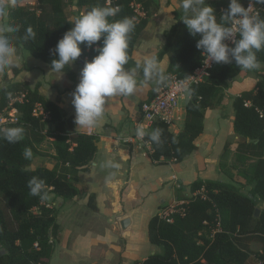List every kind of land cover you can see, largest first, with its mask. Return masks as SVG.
<instances>
[{"label": "trees", "instance_id": "1", "mask_svg": "<svg viewBox=\"0 0 264 264\" xmlns=\"http://www.w3.org/2000/svg\"><path fill=\"white\" fill-rule=\"evenodd\" d=\"M7 15L8 23L19 28L14 35L17 48L29 51L34 57L51 66L50 53L64 33L74 26L73 20L93 6H105L108 0H37L36 5H22ZM140 3L145 16L140 15L132 2ZM219 19L228 9L229 0H208ZM244 7L248 0H241ZM112 6L121 11L114 19L125 16L137 21L131 34L128 67L133 66L137 43L144 35L150 17L158 10L154 0H112ZM264 15V6H258ZM177 22L166 32V43L162 52L169 56L168 73L187 77L203 59L202 50L196 47L199 35L193 37L181 20L182 12L175 13ZM31 25L37 33L35 40L23 39L25 28ZM239 37H237L238 39ZM81 45L80 64L97 53L94 48ZM264 66V50L257 53ZM72 75L70 67L64 70ZM232 64H215L210 77L194 85V95L186 106V119L178 134L169 129V124L155 121L148 131L157 127L163 130L162 143L152 144V158L156 162H182L197 150L196 140L204 132L205 111L216 108L220 90L230 79L249 73ZM152 91L149 97H153ZM14 105L19 110L18 122L8 124L23 126L25 137L10 144L0 140V264H48L54 252L53 239L60 226L56 221V200L73 199L79 188L60 173L59 166L88 169L98 153L94 135L75 130L73 117L66 118L64 110L53 100L32 88L28 82L9 81L0 85V113L6 109L12 97H20ZM143 103V102H142ZM142 106V104H141ZM234 133L237 146L234 150L235 163L221 169L228 179H199L191 183L190 191L196 193L205 189L180 206L172 214L173 222H167L158 214L148 223V237L160 249L142 261L133 264H245L249 257L250 243H261V249L254 255L264 264V208L255 216L258 203L264 204V82L259 80L252 89L240 92L233 99ZM142 112V109H141ZM143 115V113H142ZM142 117V116H141ZM51 138L55 150L56 164L53 167H31L38 155V145ZM25 147L33 151V159L23 156ZM228 150V151H227ZM230 152L229 143L222 158ZM229 168V169H228ZM234 174L245 181L234 179ZM45 180L47 198L31 196L27 186L32 176ZM250 186L247 193L241 187ZM47 205H50L47 206Z\"/></svg>", "mask_w": 264, "mask_h": 264}, {"label": "crops", "instance_id": "2", "mask_svg": "<svg viewBox=\"0 0 264 264\" xmlns=\"http://www.w3.org/2000/svg\"><path fill=\"white\" fill-rule=\"evenodd\" d=\"M154 2L158 10L150 17L144 35L137 43L134 61L155 53L167 69L170 59L162 52V48L166 43V32L177 22L175 13L183 11L182 0ZM21 4L36 5L37 0H23ZM0 23H8L7 16ZM17 49L21 67L0 72L4 74L1 75L4 78L0 85L9 81H25L32 88L37 86L42 94L64 110L66 118H74L71 93L79 82L82 69L80 58L70 67L73 74L69 75L66 72H52L49 64L36 62L28 51ZM255 71L264 78V66ZM262 79L249 72L229 80L218 94L216 108H209L204 113L205 128L196 140L197 150L180 163L156 162L152 158V144H129L121 140L135 132L142 118L141 104L153 91L151 85L137 97L113 98L97 127L86 130L76 125V131L94 135L98 139V153L94 160L97 165L106 159H115L121 167L109 181L106 179L109 170L93 167L94 162L88 169L59 166L60 173L67 175L80 193L73 199H57L58 206L70 202L75 209L69 214V223L64 220L59 209L55 213L60 229L53 239L52 258L60 253L63 258H74L73 264H113L110 259L120 257L116 264H133L160 251L148 237L150 219L164 206L183 201L181 193L185 192V186L194 181L223 179L224 173L220 166L222 152L229 143L230 151L234 154L237 146L233 99L240 92L252 89ZM245 81L248 83L243 85ZM189 100L181 101L175 111L174 122L169 126L175 134L184 128ZM52 153L54 155L55 151ZM121 156L125 158L121 159ZM54 165L49 163L46 166ZM115 216H118V222L113 220L111 223ZM125 218H129L131 223L124 230L119 226ZM119 231L121 234L116 235L115 232ZM66 251L72 253L62 255Z\"/></svg>", "mask_w": 264, "mask_h": 264}, {"label": "clouds", "instance_id": "3", "mask_svg": "<svg viewBox=\"0 0 264 264\" xmlns=\"http://www.w3.org/2000/svg\"><path fill=\"white\" fill-rule=\"evenodd\" d=\"M264 0H248L244 7L241 0H229L228 9L219 19L214 8L206 0H182V21L189 33L199 35L196 47L202 50L206 66L215 64H232L243 70H260L262 65L257 53L264 50ZM18 7V0H0V20L11 10ZM121 11L112 6L111 0L105 6H93L78 18L70 20L74 26L64 33L50 53L56 58L51 61V71L64 73L81 56L82 48H92L101 41L94 51L97 53L91 60H86L80 70L79 82L71 93V103L75 109L74 123L79 129H93L104 118L109 102L117 97H137L151 85L159 91L172 79L165 65L157 54L144 55L128 67L130 60L129 46L131 34L136 27L134 17L125 16L114 19ZM175 23V22H174ZM19 28L12 23H0V72L9 68L21 67L14 35ZM237 36L239 37L237 39ZM36 31L31 25L24 30L25 41L35 40ZM180 87L191 97L195 89L187 81ZM135 135L145 137L157 146L162 143L163 130L159 127L148 131L138 125ZM25 137L23 126L0 127V140L10 144L22 141ZM23 156L33 159V151L25 147ZM121 156V159H124ZM93 167L109 170L106 177L111 180L121 164L115 159H106ZM27 186L31 196L47 198L45 180L32 176Z\"/></svg>", "mask_w": 264, "mask_h": 264}, {"label": "built area", "instance_id": "4", "mask_svg": "<svg viewBox=\"0 0 264 264\" xmlns=\"http://www.w3.org/2000/svg\"><path fill=\"white\" fill-rule=\"evenodd\" d=\"M112 3V0H111ZM132 7L142 16H145V11L140 3L132 2ZM238 37V36H237ZM213 67V63L211 66H206L204 63V57L200 64L195 68L193 73L187 77H181L177 73L170 74L172 79L168 82V85L162 87L159 91H156L153 97L147 98L143 101L141 109H142V118L137 123L138 125H143L147 130L151 128L155 121H163L168 123L169 125L174 122L175 111L178 109L179 104L183 100H189L191 97H188L180 87V85L187 81L193 87L194 85H198L203 83L210 77L211 68ZM24 94L20 97H12L9 105L4 109L3 112L0 113V127L7 126L8 124L18 122L19 120V110L14 105V102L19 99L22 100ZM260 115L263 116L264 113L261 111ZM122 141L129 144H151L149 141L144 139H139L136 137L135 132L132 135L125 136L121 138ZM153 151V149H152ZM205 189H201L198 192L194 193V196L197 194H203ZM184 203V201L177 202L176 204L168 205L165 209H162L158 215L161 219L166 220L167 222H173L172 214L176 211H179L180 206ZM50 207V205H47ZM41 264V263H39Z\"/></svg>", "mask_w": 264, "mask_h": 264}, {"label": "rangeland", "instance_id": "5", "mask_svg": "<svg viewBox=\"0 0 264 264\" xmlns=\"http://www.w3.org/2000/svg\"><path fill=\"white\" fill-rule=\"evenodd\" d=\"M207 1L208 0H206V2ZM22 5H24V4H22ZM28 53L30 54L29 51H28ZM30 55L33 56L32 54H30ZM34 58H35V60H37L36 62H39V63L43 62V61H41L40 59H38L36 57H34ZM257 72L258 71L252 70V71H250V74L253 75V76H255V77L258 76V77H260L262 79L263 76H261V74H259ZM1 75L4 76V74H2V73L0 74V84L3 82V78H4L3 76L1 78ZM262 81L264 82V78L262 79ZM247 83L248 82L245 81L243 83V85H246ZM226 145H225V147H226ZM38 150H39V153L35 157V159L33 160V163L31 165V167L46 166L49 163H51V164L52 163H55L56 164V159L54 158V155L52 153V152L55 151L54 150V147H53L52 139H46L41 145L38 146ZM232 150H233V148H232ZM223 153L224 152H222V154ZM221 161H222V163H225V166H228V165L229 166H232V165H234L235 158H234L233 151L226 152V154L224 155V157L223 158L221 157ZM234 176H235L234 179L236 181H239V182H242V181L244 182L245 181L241 176H239L237 174H234ZM223 179L224 180H227L228 177L227 176H224ZM189 186L190 185L185 186V192L181 193V198L183 199L184 202H185V200H187V199H189V198H191V197L194 196V193H192L189 190L190 189ZM241 189H242V193H247L249 191V189H250V186H247L245 188L243 186V187H241ZM258 207L260 209L261 208H264V204L263 203H258ZM55 208H56V211L59 209V212L64 217V220H66L67 223H69V219H68L69 218V214H70L71 210H74L75 209V207L73 205H71L70 202L69 203H66L65 206H61L60 207V206H58V201L56 200ZM165 208H166V206H164L163 208H161V210L162 209H165ZM117 219H118V216H115L114 218L111 219V223L113 222V220H114L115 223L118 222ZM82 221H84V220H82ZM119 227H122V226H119ZM139 232H141V228H139ZM115 234L116 235H119V234H121V231H119V233L118 232H115ZM260 249H261V243L260 242H257V241L251 242L250 243V250H251V252L249 253V257L247 258L245 264H261L259 262V260L256 258V256L254 255V252L259 251ZM71 253L72 252H70V251H66L64 254H62V253L61 254L66 256V255H69ZM119 258L120 257H114V258H111L110 260L112 261L113 264H116L117 261L119 260ZM74 261L75 260L72 257L71 258H68V257H64L63 258L60 255V253H57L55 255V257H53V258L51 257L49 259V263L48 264H73ZM81 264H85V263H81Z\"/></svg>", "mask_w": 264, "mask_h": 264}, {"label": "water", "instance_id": "6", "mask_svg": "<svg viewBox=\"0 0 264 264\" xmlns=\"http://www.w3.org/2000/svg\"><path fill=\"white\" fill-rule=\"evenodd\" d=\"M261 213V209L260 208H256L255 210V216H259ZM131 223V220L129 218H125L121 221V226L122 228L126 229Z\"/></svg>", "mask_w": 264, "mask_h": 264}]
</instances>
